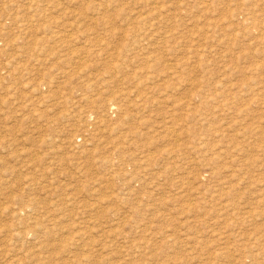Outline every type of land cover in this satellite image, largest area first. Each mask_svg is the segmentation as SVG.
Masks as SVG:
<instances>
[{"label": "rangeland", "instance_id": "1", "mask_svg": "<svg viewBox=\"0 0 264 264\" xmlns=\"http://www.w3.org/2000/svg\"><path fill=\"white\" fill-rule=\"evenodd\" d=\"M0 264H264V0H0Z\"/></svg>", "mask_w": 264, "mask_h": 264}, {"label": "bare ground", "instance_id": "2", "mask_svg": "<svg viewBox=\"0 0 264 264\" xmlns=\"http://www.w3.org/2000/svg\"><path fill=\"white\" fill-rule=\"evenodd\" d=\"M243 20H244V19H243ZM243 20H242V21H243ZM247 22H248V21H247ZM249 23H250V22H249ZM249 23H248V24H249ZM251 23H252V22H251ZM242 24H243V23H242ZM243 25H244V24H243ZM250 25H253V23L250 24ZM244 26H245V25H244ZM252 27H253V26H252ZM252 27H251V28H252ZM243 29H245V28H243ZM248 29H249V28H248ZM246 30H247V29H246ZM248 31H249V30H248ZM248 31H245V33L248 32ZM243 33H244V32H243ZM250 33H251V32H250ZM248 34H249V33H248ZM151 60H152V59H151ZM223 104H224V103H223ZM223 104H222V105H223ZM228 106H229V105H228ZM231 106H232V105H231ZM225 107H227V106H225ZM225 107H224V108H225ZM222 108H223V107H222ZM228 109H229V107H228ZM238 110H240V109H238ZM231 111H232V108H231ZM230 113H231V112H230Z\"/></svg>", "mask_w": 264, "mask_h": 264}]
</instances>
